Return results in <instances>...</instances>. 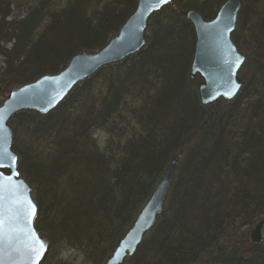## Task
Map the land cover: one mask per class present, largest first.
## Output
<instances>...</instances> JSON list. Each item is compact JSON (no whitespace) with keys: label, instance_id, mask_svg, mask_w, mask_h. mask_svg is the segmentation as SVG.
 Wrapping results in <instances>:
<instances>
[{"label":"trees","instance_id":"1","mask_svg":"<svg viewBox=\"0 0 264 264\" xmlns=\"http://www.w3.org/2000/svg\"><path fill=\"white\" fill-rule=\"evenodd\" d=\"M255 2L261 11L248 4L241 19L250 74L232 100L200 102L183 15L213 17L223 0H187L170 4L174 16L157 18L167 6L153 13L140 51L97 70L53 110L11 118L24 138L11 128L34 227L48 243L39 264H105L172 160L164 208L128 264H264V242H249L264 217V0ZM8 4L0 0V105L13 88L101 49L137 0H37L5 22Z\"/></svg>","mask_w":264,"mask_h":264},{"label":"water","instance_id":"2","mask_svg":"<svg viewBox=\"0 0 264 264\" xmlns=\"http://www.w3.org/2000/svg\"><path fill=\"white\" fill-rule=\"evenodd\" d=\"M171 0H137L136 8L106 45L92 53H77L67 65L55 74H44L36 80L9 92L0 105V176L4 185V239L0 244V264H39L47 250V242L34 227L37 208L32 189L20 176L18 157L12 150L11 118L21 110L46 114L53 110L80 82L100 68L135 54L145 44V31L150 16L168 5ZM241 0H225L211 20L189 9L184 17L195 33L191 77L199 75V100L206 105L219 98L233 99L242 83L237 74L245 61L231 40ZM15 157V165L11 157ZM176 170L172 160L150 198L135 221L120 239L105 264H121L133 255L156 217L161 213ZM8 177H12L11 180ZM253 243L264 241V218L249 235ZM41 244L43 248H41Z\"/></svg>","mask_w":264,"mask_h":264},{"label":"rangeland","instance_id":"3","mask_svg":"<svg viewBox=\"0 0 264 264\" xmlns=\"http://www.w3.org/2000/svg\"><path fill=\"white\" fill-rule=\"evenodd\" d=\"M36 1L37 0H7V2L9 3L8 4L9 5V14L5 18V22H9V21H12V20H18V19L24 17L27 9L30 6H32ZM186 1L187 0H171V2L168 5H166L168 8L165 11H162V12L159 11L157 13V15H156L157 18H160V19L161 18L162 19L165 18V16H167V14L169 15V13H168L169 9H171V15L172 16L178 14V12L174 10L175 6L174 5L172 6L170 4L174 3V4H180V5L182 4L183 5L184 4L183 2H186ZM194 1H196L197 5H200L203 2V0H194ZM224 1L225 0H223V2ZM55 2H56V6L62 7V4H65L67 2V0H59V1L55 0ZM58 3L61 4V6H59ZM251 3H252V9H256L257 8V9L260 10L259 6L261 4L260 3H259L260 5L256 4L255 0H253V1L250 0V2H249V0H242V6H241V9H240V11L238 13L236 26H235V29H234L233 35H232V40H233L234 43H236L238 51L241 54L246 55L247 58L248 57L249 58L252 57L251 47H250L249 44L246 43L248 32H247V28L245 26H243V21L241 22V19L243 20V16L242 15H243V13L245 11V8L248 6V4L251 5ZM216 8H219V6H216ZM205 11L209 12L207 8H205ZM10 44L11 43L7 42L5 48L9 49L10 48ZM4 62H5L4 61V57L0 56V73H1V69L4 68ZM244 64L241 67V69L239 70L238 76H237L239 81H241L242 83L245 82L246 78H248V74H250L249 68H247V59H245ZM1 99H2V97H0V100ZM11 128L13 130V134L15 135L14 137H15L16 140L18 139L17 140L18 142H19V140H21V139L23 140L24 139L23 136L21 134H19L20 129L17 126H15L13 124ZM16 128H18V130ZM15 132H16V134H15ZM12 140H13V135H12ZM17 141L15 142V144H16L15 146L16 147H18V142ZM12 150H13V148H12ZM13 152H14V150H13ZM18 163H19V160H18ZM32 197H33V194H32ZM149 237H150V231L146 233V235L144 236L143 240H147V239H149ZM70 254H71V252H70ZM62 256H64V255H62ZM64 259H65V257H64ZM122 264H128V259H126Z\"/></svg>","mask_w":264,"mask_h":264},{"label":"snow or ice","instance_id":"4","mask_svg":"<svg viewBox=\"0 0 264 264\" xmlns=\"http://www.w3.org/2000/svg\"><path fill=\"white\" fill-rule=\"evenodd\" d=\"M161 2H166V0H161ZM11 164L15 165V157H11ZM0 166H3L2 157H0ZM9 180L12 177H8ZM3 177L0 176V244H2L4 239V227H5V220H4V185H3ZM41 248L43 245L41 244Z\"/></svg>","mask_w":264,"mask_h":264},{"label":"bare ground","instance_id":"5","mask_svg":"<svg viewBox=\"0 0 264 264\" xmlns=\"http://www.w3.org/2000/svg\"><path fill=\"white\" fill-rule=\"evenodd\" d=\"M202 18H203V16H202ZM185 19H186V18H185ZM203 19H204V20H207V21H208V20H211V18H210V19H209V18H203ZM186 20H187V19H186ZM187 21H188V20H187ZM188 22L190 23V21H188ZM190 24H191V23H190ZM191 25H192V24H191ZM191 62H192V61H191ZM194 76H195V75H194ZM194 76H193V77H194ZM190 77H191V65H190ZM193 77H191V78H193ZM238 80H239V79H238ZM240 82H241V81H240ZM241 83H242V82H241ZM240 89H241V88H240ZM238 92H239V91H238ZM237 94H238V93H237ZM219 99H223V98H219ZM233 99H234V98H233ZM217 100H218V99H217ZM224 100H225V99H224ZM231 100H232V99H231ZM227 101H229V100H227ZM162 176H163V175H162ZM161 178H162V177H161ZM159 181H160V180H159ZM157 184H158V183H157ZM156 186H157V185H156ZM156 186H155V187H156ZM154 189H155V188H154ZM153 191H154V190H153ZM152 193H153V192H152ZM150 196H151V195H150ZM149 198H150V197H149ZM165 200H166V199H165ZM147 201H148V200H147ZM145 204H146V203H145ZM145 204H144V205H145ZM144 205H143V206H144ZM164 205H165V201H164V204H163V208H164ZM142 208H143V207H142ZM142 208H141V209H142ZM163 208H162V210H163ZM141 209H140V210H141ZM139 212H140V211H139ZM161 212H162V211H161ZM160 214H161V213H160ZM160 214H159V215H160ZM159 215H158V216H159ZM158 216H157V217H158ZM157 217H156V219H155V222H154L153 226L156 224ZM263 218H264V217H263ZM263 218H262V219H263ZM262 219H261V220H262ZM259 221H260V220H259ZM259 221H258V222H259ZM258 222H257V223H258ZM257 223H256V224H257ZM256 224H255V225H256ZM255 225H254V226H255ZM153 226H152V228H153ZM254 226L252 227V229L254 228ZM152 228H151V229H152ZM151 229H150V230H151ZM252 229L250 230V232L252 231ZM150 230H149V231H150ZM149 231H148V232H149ZM250 232H249V235H250ZM146 233H147V232H146ZM146 233L144 234V236L146 235ZM144 236H143V239H144ZM143 239H142V241H143ZM142 241H141V242H142ZM249 242H250L251 244H255V243H253V242L251 241L250 237H249ZM262 242H263V241H262ZM262 242H259V243H262ZM259 243H256V244H259ZM140 244H141V243H140ZM140 244H139V245H140ZM137 248H138V247H137ZM134 253H135V252H134ZM134 253H133V254H134ZM110 256H111V255H110ZM110 256H109V257H110ZM131 256H133V255H131ZM131 256L126 257V258L123 260V262H124L126 259L130 258ZM109 257H108V258H109ZM107 260H108V259H107ZM107 260H106V261H107ZM123 262H122V263H123ZM105 263H106V262H105ZM122 263H121V264H122Z\"/></svg>","mask_w":264,"mask_h":264},{"label":"flooded vegetation","instance_id":"6","mask_svg":"<svg viewBox=\"0 0 264 264\" xmlns=\"http://www.w3.org/2000/svg\"><path fill=\"white\" fill-rule=\"evenodd\" d=\"M212 18V17H211ZM210 19V18H209Z\"/></svg>","mask_w":264,"mask_h":264}]
</instances>
